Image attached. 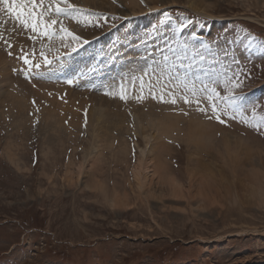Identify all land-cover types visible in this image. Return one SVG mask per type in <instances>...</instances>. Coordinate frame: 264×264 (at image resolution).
I'll use <instances>...</instances> for the list:
<instances>
[{
  "label": "rangeland",
  "instance_id": "rangeland-1",
  "mask_svg": "<svg viewBox=\"0 0 264 264\" xmlns=\"http://www.w3.org/2000/svg\"><path fill=\"white\" fill-rule=\"evenodd\" d=\"M188 1L104 0L96 8L93 3L82 6L69 0L73 8L49 14L47 19L58 23L51 38L39 35L40 45L65 38L63 45L53 43L61 51L49 57L51 63L41 58L32 73L23 70L30 63L17 64L25 82L39 84L38 97L28 100L34 107L26 113L30 121L18 127L10 112L5 118L0 115V264H264V0H200L203 6L197 10ZM61 27L82 39L72 40ZM165 31H176L178 40L202 41L211 48L194 82L195 97L188 93L191 103L181 98L185 85L193 87L190 79L167 83L166 88L158 84L153 89L150 84L160 75L153 71L154 62L163 63L166 54L157 51L158 45L163 47L157 37ZM3 38L1 50L11 49L12 41ZM122 43L125 49H117ZM115 47L121 52L114 55L121 58L110 69ZM130 48L136 49L128 55ZM79 55L98 60L83 67L76 79L72 75ZM122 62L129 70H118V63L126 67ZM229 80L239 87L233 88ZM213 88L221 94L213 101L220 106L223 123L214 118L213 101L207 98ZM230 89L235 103L222 98ZM153 90L156 98L150 94ZM169 91H175V104L159 99L164 92V100L170 101ZM95 94L110 103L118 99L129 113L125 129L110 134L107 145L112 149L100 147L98 171L89 170L84 176L79 166L92 150L94 134L84 117ZM141 94L145 98L138 102L135 97ZM51 98L53 105H63V126L68 128L46 140L51 129L44 126L42 108L51 106ZM149 108L180 118L164 139L163 152L180 193L170 194L158 186V200L132 187L140 148L148 146L145 136L158 133L156 121L150 124L132 113ZM67 120L80 128L70 127ZM191 120L212 126L209 150L192 155L211 171L213 187L205 191V200L187 194ZM122 141L127 152L117 157ZM236 141L250 151L240 152ZM94 178L103 182L106 194L88 188ZM115 187L127 193L128 204L111 205Z\"/></svg>",
  "mask_w": 264,
  "mask_h": 264
},
{
  "label": "bare ground",
  "instance_id": "bare-ground-1",
  "mask_svg": "<svg viewBox=\"0 0 264 264\" xmlns=\"http://www.w3.org/2000/svg\"><path fill=\"white\" fill-rule=\"evenodd\" d=\"M73 1H77L82 6H84V5L89 6L91 3H93L94 6L96 8H98L100 5L103 4L104 0L100 1L99 3L97 2V0H73ZM129 1H131V0H129ZM44 2H47V4L45 5V7H47L50 0H44ZM68 2H69V0H68ZM188 2H189V4H188L189 7L192 8L193 10H197L199 7L203 6L200 0H191ZM38 3H39V0H38ZM0 7H3V6L0 5ZM8 15H10V14L7 13L6 9L4 11H0V43L4 40V38H3L4 35L9 37V40L12 41V48L11 49H8L6 51H2L0 48V115L2 114L3 118H5L6 116H8L6 111L10 112V115L12 116L13 121H15V123H17V122L19 123L18 127H20V126L23 127L25 124V120L30 121V118L27 117L26 113L29 111V109H31V110L34 109V107L29 106L28 100L30 98L38 97V95H39V84L36 81H34V82L28 81L29 84L27 82H25V80H23L20 76V72L18 71L17 64L22 63L24 61L21 57L26 56V58L29 59L30 64L26 68H24L23 70L27 71L28 73H32V72L36 71L39 67H34L33 65L38 64L37 62L39 60H41V58H44L43 56L41 57V55H40L41 51H44L45 55L48 58L49 57L50 58L55 57L57 52H60L61 50L60 49L55 50L56 45H53V43H59L60 45H63L65 38L50 39V44H47L48 47L42 48V45H40V37H39L40 33L39 32L34 33L31 30V28H24L22 25L19 24L18 21L13 20L12 18H11V20H9ZM33 37H35V39H33ZM116 48L117 47H115V49L113 48V50H112L113 56L111 57L112 58L111 64H109L110 69H113V68L115 69V67H116L115 63L119 60V58H121L118 55H114V52L118 51L117 49H119V50L125 49L123 43L117 49ZM135 49L136 48H130L129 50L126 51V53L128 55L133 54V50L135 51ZM8 51L12 52L10 54L9 58L6 57V52H8ZM118 52L120 53L121 51H118ZM52 54H55V55H52ZM119 55H121V54H119ZM50 58H49V60H51ZM69 58H71V56H69ZM77 58H78V63L75 64L76 67H75L74 73L72 75L76 79L79 78L78 72H81L83 67L88 66L90 64H91L90 66H92V64H94L98 60V58H96L93 61V60H91V57H84V56H80V55L77 56ZM73 59H74V57H73ZM100 60L102 62L101 63H100V61H98V62L101 65L102 63H104V57H103V59L101 58ZM66 62H70V61L67 60ZM66 62H63V65ZM131 62H132V58H129L128 62H127L128 66H130L129 63H131ZM122 63H125V62H122ZM98 65L99 64H97L95 66H98ZM125 65H126V63H125ZM128 66L126 65V67H121V66H119V63H118V68H119L118 70H120V68H121V70H123V69L129 70ZM93 68H94V66H93ZM83 74H84V72H83ZM95 76H96V74H95ZM30 87H36V88L32 89ZM70 94H72V93H70ZM56 96H57V94H56ZM68 97L69 96H67V99H68ZM53 99L54 98L49 99L51 106L44 107L45 106L44 105L42 108V117L44 118L43 121L45 123L44 126L48 130L51 129L50 131H48L47 137H45L46 140L51 139L53 137L52 135L55 134L56 131L60 133V132L64 131L65 128H68V127L63 126L64 122H66V117H65L66 115H65L64 109L62 108L63 105L61 103H58V102H56L55 105H53ZM88 99H89V97H88ZM119 104H121V103L118 101V99L115 102L110 103L108 100H104L102 96H98L97 94H95L92 101L87 106V110L85 111L86 116L84 117V119H86V121L88 120L89 125L92 124V128H93L92 131L94 132V134H93V141L91 143L92 150H90L91 152L86 153L84 155L83 164H84V162L87 164L85 166L83 164H80V166H79L80 170L83 169V171H82L83 175L86 174L84 176H88L89 170L98 171L99 163L101 162V160H100L101 151L100 150L102 148L106 147L107 142L110 138V134L114 131H123L125 129L126 113H129V110L127 111L128 107L125 106L127 108V109H125V108H123V106H120ZM151 109L149 111H143V110H139V111H135V112L133 111V113H132L133 116L138 118V119H140L141 117L144 119H147L150 124L153 121H156L157 126H158V133L157 134H155V135L147 134L145 136L146 145H148V146L145 148L144 147L140 148V156L138 157V161L136 163V167L134 168V174H133L134 175L133 178L135 179L136 182L132 187H135L138 190V194H140V193L145 194L146 193L147 197L152 196L153 199L158 200L159 199V196H158L159 195V192H158L159 187H160V189L165 188L166 191L167 190L170 191V194L171 193L172 194L173 193L174 194L180 193L179 188L181 189V186L177 182L178 180L175 179V177L173 175L168 173L167 163L163 158L164 157L163 152H165V150H166V144H165L164 139L166 137L170 136V134L172 133V130H174L175 127L177 126V120H179L180 118L178 116H175L172 114L163 115L162 113H157L155 110H151ZM83 115H84V113H83ZM0 119H2V118H0ZM81 121L83 124V119ZM67 122L69 123L68 125L70 127H73L75 129L80 128L79 127L80 125L73 124L69 120H67ZM205 124L202 123V121H198V120H191L188 123V130H189L190 139H191V143H192L193 148L190 152L192 154L190 155V160H189L190 163H192V165H190V163H189L190 166H188V168H187L188 169L187 172H189L188 177L190 176L188 183H189V187L191 188L189 191H187L188 192L187 194L190 195L189 197L193 196V199L200 198L198 200H201V199L205 200L206 199L205 198V195H206L205 191L210 190V189L212 190V187H213L212 176L210 173L211 171L209 172V166L207 167L208 164L207 165L202 164L201 162H199L196 159V157L193 158V156H192V155H194L193 153L198 154L202 150H209V149H207L208 148L207 143L210 142V139L212 138V135H213L212 134V126L209 125V127H207L208 124H206L207 126ZM99 141H102V144H99ZM111 142H112V139H111ZM236 142H237L236 146L239 148L240 152L248 153L250 151L242 143H240L238 141H236ZM210 143H212V142H210ZM48 144H50V143H48ZM60 144H61V140H60ZM123 145H124V142L122 141L120 143V146L117 148V151L115 154L117 157H122L124 155V153L127 152L126 146L125 145L123 146ZM11 146L13 147L14 144L12 143ZM210 146L211 145H209V147ZM49 147H50V145L47 146L46 150L43 152V155L47 154L48 150L50 149ZM100 147H101V149H100ZM107 147L112 149V144L107 145ZM102 151H103V149H102ZM237 155H239V154H237ZM233 157H234V155H233ZM259 158H261V157H259ZM259 160H262V159H259ZM252 165H255V164H252ZM250 169L252 170L253 167L252 168L250 167ZM239 170H240V168H239ZM256 170H258V169H256ZM262 174H264V173H262ZM252 176H254V175L251 174L250 178H252ZM88 188L90 190H93V191L95 190L97 192L106 194L105 187L103 185V182L100 179L94 178L92 180V183L88 184ZM115 188H114V190H112L111 198L109 197L111 199V203H112L111 205L118 207L121 204H128L127 193L126 192H119L118 188H116V189ZM242 188H241V190H242ZM244 189H245V187H244ZM258 197L259 196H257V198ZM250 201H251V199H250ZM257 204H259V202ZM122 206H119V207H122ZM171 207H173V206H171ZM174 207H176V206H174Z\"/></svg>",
  "mask_w": 264,
  "mask_h": 264
},
{
  "label": "snow or ice",
  "instance_id": "snow-or-ice-1",
  "mask_svg": "<svg viewBox=\"0 0 264 264\" xmlns=\"http://www.w3.org/2000/svg\"><path fill=\"white\" fill-rule=\"evenodd\" d=\"M0 11L6 9L7 13L10 14L11 18L15 21H18L20 25L24 28H31L35 32H39L43 36L51 38L53 26L58 23L55 19H47L50 13L54 12L56 15L65 13L68 9L73 8V5L68 2V0H50L47 7H45L44 0H0ZM63 5V7H61ZM191 23V22H189ZM167 27V26H166ZM180 27H186L185 24L181 23ZM61 32L65 33L67 36L72 37L74 41H80L82 38L76 36L73 33L69 32L66 28L61 27ZM176 31L169 33L165 31L161 36L157 37L163 47L157 46V51L161 53H166L162 55V61H155L153 68L154 72H159L157 81L154 83L150 81L152 88L154 89L156 85H161L162 87H167V83H172L181 80H192L193 87L189 88L185 85V91L181 94V98L185 103H191L192 101L188 97L190 92L193 97L196 95L194 88V82L199 78L201 74L202 63L206 60L208 55H211V48L209 45L204 44L202 41H193L189 42L187 40H178ZM247 38V37H246ZM35 39V37H33ZM84 44H87V40H83ZM67 46V45H66ZM48 47L47 45H42V48ZM72 51H76V48H72ZM41 56L44 57V63H51L48 57L45 55L44 51H41ZM227 55V53H225ZM24 59L25 64H29V59L21 57ZM34 67H40L39 64H34ZM150 67H152L150 65ZM144 74H147L146 72ZM71 83V81H69ZM228 83L232 85L233 88L239 87L238 84H235L234 81L229 80ZM179 87V84L177 85ZM124 89L121 88L119 93L122 100L126 99L124 94ZM210 95L207 97L210 101H213V97H220L221 94L216 91V89L210 90ZM113 95L117 93H112ZM153 98H156V92L153 90L150 93ZM171 98L170 101L164 100V92H161L159 99L164 102H170L175 104L176 94L175 91H169L167 93ZM144 95H138L135 99L139 102L144 99ZM225 100H228L230 103H235L237 97L234 92L229 90V94L222 97ZM196 103L199 104V100H196ZM219 105L214 101L212 103V112L214 118L223 123L219 114ZM204 111V109H199ZM223 111H227L225 108ZM210 119L213 117H209Z\"/></svg>",
  "mask_w": 264,
  "mask_h": 264
}]
</instances>
